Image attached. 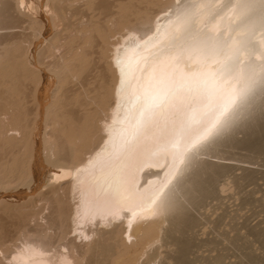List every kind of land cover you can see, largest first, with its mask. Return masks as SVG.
I'll use <instances>...</instances> for the list:
<instances>
[{
    "label": "bare ground",
    "instance_id": "6f19581e",
    "mask_svg": "<svg viewBox=\"0 0 264 264\" xmlns=\"http://www.w3.org/2000/svg\"><path fill=\"white\" fill-rule=\"evenodd\" d=\"M99 1L0 0V134L8 147L26 150L34 137L14 95L29 77H42L41 120L54 117L53 125L70 123L72 107L99 93L110 106L104 121L101 111L84 117L80 147L38 142L31 160L21 157L32 195L44 192L47 179L51 188L21 243L11 238L0 247V264H120L126 254L122 264H225L221 254L195 255L203 242L196 206L230 169L220 161L226 147L264 132V0L133 2L126 9L139 20L115 43L108 41L114 29L93 35L104 13ZM86 14L78 42L64 50L62 40L73 34L62 32ZM22 22L29 28L18 36ZM55 52L48 72L42 65ZM95 55L98 88L62 101L61 90L75 80L85 85ZM68 159L72 167L58 164ZM15 191L0 186V202L30 196L25 186Z\"/></svg>",
    "mask_w": 264,
    "mask_h": 264
},
{
    "label": "rangeland",
    "instance_id": "374dc122",
    "mask_svg": "<svg viewBox=\"0 0 264 264\" xmlns=\"http://www.w3.org/2000/svg\"><path fill=\"white\" fill-rule=\"evenodd\" d=\"M133 2L141 3V0H100L99 7L103 8L104 13L100 18V26L93 32V35L98 34V32H101L102 35H108V32H112L114 29L115 31L108 37V41L117 42L121 33L125 32L126 27L136 25L135 23L139 20L138 14L132 13L134 9L129 11L126 9V5ZM125 9L126 12L123 14L122 10ZM157 16L156 12L153 17L157 19L159 17ZM79 17L80 19L76 22ZM89 22L88 14L84 17L77 15L74 18L73 27L62 32L65 35L73 34V37H66V40H62L64 50L78 42L77 38L74 37L77 36L76 27L83 29ZM20 24L19 29H17L18 36L27 33L29 28L27 23L22 22ZM61 26L63 29L64 25ZM15 36L17 35L15 34ZM95 44L93 50H100L102 41H97ZM112 50L113 45L109 47L107 54L110 55ZM57 55L58 52L48 55L42 68L48 72H54V69L47 64L53 61ZM108 60L111 61V58ZM76 63L78 62L76 61ZM89 68L91 72L88 74V79L83 87L77 85L75 80L68 89L61 90L62 101L66 99V96L77 97L79 91L84 87L92 88L95 91L96 84L94 81L102 79V72L96 55ZM41 79L42 77L40 78L39 75H35L33 79L29 77L23 84H18L23 89L20 94H14L21 103V116L27 112L25 119L29 121L34 130V137L28 149L19 150L17 147H8L7 137L0 134V186L5 190L13 191V193L16 192V189L19 190L25 186L30 192V196H26L25 199L17 202L8 199L0 202V247L7 245L8 239L11 238L16 243H21L25 228L32 226L31 220L41 211L44 199L47 198L46 192L51 188L47 179L48 189L45 188L41 194L32 195L33 176L24 174L22 171L20 167L23 162L21 157L31 160L34 150L39 145L38 142L44 148H52L57 143L59 146L61 145L60 147L55 146L57 150L60 148L70 150L77 146L80 147V143L83 144V140H85L84 117L92 116L95 112L101 111L100 115L97 114L104 121L110 111L109 105L99 102L105 99L104 94L99 93L96 102L87 100L86 104L73 106V111H70L74 114L68 124H64L63 119L59 118L58 122L56 121L57 124L53 125L54 117H48L42 121L39 107L41 103L37 97L42 86ZM40 125L43 130L41 133H37V128ZM55 126L58 131L53 130ZM243 136V133L240 134V137ZM91 142L92 140L90 144ZM253 144H259V149ZM88 147H86L87 152L92 150ZM226 148L224 158L220 161L230 164V169L221 173L213 182L214 193L212 196L196 206L197 213L202 217L198 235L203 242H198V246L195 248L197 254L195 255L205 257L221 254L225 264H264V132L262 135L253 137L250 144H235ZM214 159L217 160L218 158L215 157ZM58 164L63 167L74 165L69 159L62 160ZM58 204L60 205V203ZM59 205L60 208L61 205ZM212 245L215 248H212ZM131 256L132 254L123 255L119 260L120 264L129 260ZM116 259L117 256L112 255L110 262H114Z\"/></svg>",
    "mask_w": 264,
    "mask_h": 264
}]
</instances>
